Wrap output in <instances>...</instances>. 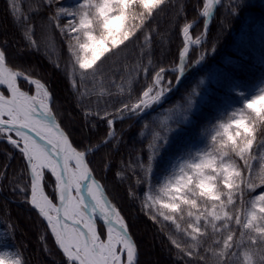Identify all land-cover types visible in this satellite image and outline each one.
Listing matches in <instances>:
<instances>
[{
    "label": "snow or ice",
    "instance_id": "snow-or-ice-1",
    "mask_svg": "<svg viewBox=\"0 0 264 264\" xmlns=\"http://www.w3.org/2000/svg\"><path fill=\"white\" fill-rule=\"evenodd\" d=\"M222 4L198 0L203 31L193 35L196 20L185 17L177 33L181 45L172 66L165 67L156 65L152 45L160 32L158 18L172 11L175 24L185 16L179 0H30L26 8L23 0H5L6 15L24 42L18 53L41 51L39 30L47 52L56 54L55 62L47 58L64 71L89 131L84 140L73 139L57 118L49 82L34 65L14 64L10 41L0 40V143L6 141L19 154L23 181L14 175L10 183L40 218L41 243L46 245L50 234L63 264H140L128 219L96 178L91 157L102 146L119 147L123 134L117 135L118 121L141 117L162 103L173 88L170 74L178 86L189 68L215 53V43L207 47V36L214 11ZM228 7L234 13L236 0ZM57 34L67 52L63 67ZM192 51H198L196 58ZM222 75L213 72L210 78L218 81ZM239 88L234 83L231 90L241 106L230 111L226 122L202 131L209 143L174 163L162 181L153 179L158 160L172 134L190 123L202 94L197 87L185 103L165 110V120L143 125L151 129L146 149L121 161L123 167L114 174L120 181L132 174L136 188H129L127 197L164 233L182 264H264V81L251 93ZM113 97L119 106L110 102ZM97 120L106 131L93 142ZM13 158L7 154L8 160ZM109 168L105 162L104 170ZM3 169L0 183L8 179L7 163ZM0 264L27 261L21 251L0 245Z\"/></svg>",
    "mask_w": 264,
    "mask_h": 264
},
{
    "label": "trees",
    "instance_id": "trees-1",
    "mask_svg": "<svg viewBox=\"0 0 264 264\" xmlns=\"http://www.w3.org/2000/svg\"><path fill=\"white\" fill-rule=\"evenodd\" d=\"M30 0H23L25 8ZM198 0H179L185 5V16H181L173 24L171 21L174 13L169 11L166 16L158 18L160 32L152 45L153 59L157 66H172L171 62L177 53L181 40L178 29L184 23L185 17L191 22L198 20ZM237 8L233 11L228 7L233 0H223L215 13L207 36V47L215 43L216 51L207 56L200 64L188 69L184 79L177 90L172 91L171 97L156 110L138 118L124 119L116 124L117 135L123 134V139L117 149L112 145L102 146L92 159L96 178L106 187L108 198L122 210L131 226V232L140 248V264H182L176 260L174 252L168 243L167 237L154 225L139 208V203L129 199L126 192L129 188H136L135 178L129 172L123 181L114 178L118 168H122L121 161H127L130 156H135L137 150L146 149L147 137L150 130H145L143 125H150L156 120L166 119L165 110L175 105L185 103L187 94L193 87L202 91L197 100V107L191 114L190 123L183 126V131L173 133L169 146L161 152L153 176L160 182L171 171L174 163L188 159L189 153L197 152L205 147L209 140L202 131L212 129L213 125L227 121L232 109L241 106V99L231 90L234 83H238L240 91L251 93L264 81V0H236ZM46 15V13H41ZM202 20L191 29L193 35L202 32ZM7 38L10 41L9 59L17 65L25 67L35 66L39 69L41 77L46 79L54 93L53 107L58 120L62 119L64 126L72 133L76 141L84 140L89 136L88 129L83 127V121L75 107L72 91L66 86L64 71H57L47 58L49 55L53 62L56 60L55 52L48 53L47 41L38 30L36 39L41 43V51L25 50L20 33L12 26L5 11V0H0V40ZM57 47L60 48V63L63 67L66 59V49L61 47L57 34ZM202 51V49H200ZM196 58L198 51H192ZM222 73L218 81H212L210 74ZM168 79L175 84V76L169 75ZM204 84L201 85L200 81ZM89 87L91 85L89 84ZM140 90V85H136ZM118 97H113L110 102L119 106ZM87 103V101H85ZM97 128L92 132L93 142L103 139L106 131L104 122L97 120ZM141 131L145 136H140ZM13 153V159L8 160L7 154ZM108 162L110 168L105 171L104 164ZM5 163L8 164V179L0 183V245L21 251L27 264H63L62 254L55 247L50 234H47L46 245L41 243L39 237L44 233V226L31 206L24 202L21 194L13 191L10 180H19L21 172V159L6 142L0 143V171ZM259 191V189H258ZM142 192V189H141ZM12 225L14 231L9 229ZM12 232L11 235L8 233ZM47 247V251H45Z\"/></svg>",
    "mask_w": 264,
    "mask_h": 264
},
{
    "label": "bare ground",
    "instance_id": "bare-ground-1",
    "mask_svg": "<svg viewBox=\"0 0 264 264\" xmlns=\"http://www.w3.org/2000/svg\"><path fill=\"white\" fill-rule=\"evenodd\" d=\"M178 87H179V85L175 87V90H177ZM101 223H102V222H101Z\"/></svg>",
    "mask_w": 264,
    "mask_h": 264
},
{
    "label": "rangeland",
    "instance_id": "rangeland-1",
    "mask_svg": "<svg viewBox=\"0 0 264 264\" xmlns=\"http://www.w3.org/2000/svg\"><path fill=\"white\" fill-rule=\"evenodd\" d=\"M202 31H203V29H202ZM196 152H194L193 154H195Z\"/></svg>",
    "mask_w": 264,
    "mask_h": 264
}]
</instances>
